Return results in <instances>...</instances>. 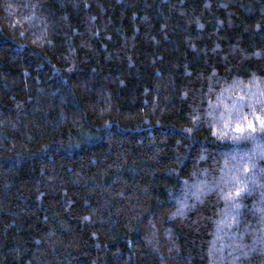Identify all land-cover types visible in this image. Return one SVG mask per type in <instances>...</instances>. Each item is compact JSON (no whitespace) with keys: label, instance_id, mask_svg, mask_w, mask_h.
<instances>
[{"label":"trees","instance_id":"trees-1","mask_svg":"<svg viewBox=\"0 0 264 264\" xmlns=\"http://www.w3.org/2000/svg\"><path fill=\"white\" fill-rule=\"evenodd\" d=\"M262 121L264 0H0V264H264Z\"/></svg>","mask_w":264,"mask_h":264},{"label":"snow or ice","instance_id":"snow-or-ice-1","mask_svg":"<svg viewBox=\"0 0 264 264\" xmlns=\"http://www.w3.org/2000/svg\"><path fill=\"white\" fill-rule=\"evenodd\" d=\"M262 123H264V121H262ZM249 127H252V125H249Z\"/></svg>","mask_w":264,"mask_h":264}]
</instances>
